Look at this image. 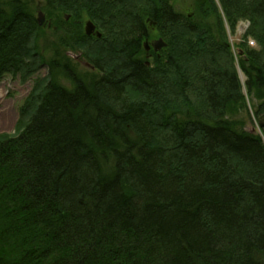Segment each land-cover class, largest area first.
<instances>
[{
	"label": "trees",
	"instance_id": "1",
	"mask_svg": "<svg viewBox=\"0 0 264 264\" xmlns=\"http://www.w3.org/2000/svg\"><path fill=\"white\" fill-rule=\"evenodd\" d=\"M194 10L0 0V81L46 69L0 135V264H264V142L246 127L264 116V0ZM146 19L167 44L150 67ZM239 20L256 48L236 68L223 24Z\"/></svg>",
	"mask_w": 264,
	"mask_h": 264
},
{
	"label": "rangeland",
	"instance_id": "2",
	"mask_svg": "<svg viewBox=\"0 0 264 264\" xmlns=\"http://www.w3.org/2000/svg\"><path fill=\"white\" fill-rule=\"evenodd\" d=\"M169 3L174 7L175 11H177L180 14H184L186 16H190L195 10L196 4L200 0H168ZM37 3V2H36ZM36 3L31 6V10L33 12L34 17L38 18V14L42 13L44 14L39 7L36 6ZM216 4V2H215ZM218 10L220 11L219 6L216 4ZM221 14V11H220ZM68 17L65 18L67 20ZM201 23H205L206 21H211L210 18H207L205 20L204 16H201ZM51 20H49L46 15L44 14V19L41 24H38L39 27H46V29L49 28V30H54L52 26ZM87 22H93L89 20L87 15L82 16L81 21V27L84 33V26ZM146 23L149 27V37L142 41L143 51L145 52V61L146 65L149 66L153 62V54H156L157 57L160 58V53L165 50L167 44L164 42V40L158 36L157 32L155 31V24L150 22L149 19H146ZM94 25V24H93ZM95 26V25H94ZM224 31L226 33V40L228 42L229 48L235 57V67L237 68V57L242 55V49L245 47L247 48H256V43L254 40L250 37H246L245 33L249 27V24L245 20H239L236 22L233 29L229 27L226 23L223 24ZM57 32V34H60V31L54 30ZM53 31V32H54ZM95 31H97L100 34V37L97 38L94 35H90L93 37H96L97 39L101 38V33L95 28ZM56 33L52 34V39H54V36ZM89 36V37H90ZM161 39L166 46H162L159 51H154L153 43L157 40ZM148 46V49H145L144 45ZM70 52V51H69ZM71 59V62L75 66L78 72L80 73H86V69L89 70L88 72L94 73L93 69L88 66L87 62H84L81 58V55L79 52H71L68 55ZM150 67V66H149ZM98 75V73H96ZM43 77L46 75V69L44 66H41L38 73L33 75L32 77H28L25 80H22L19 76L17 77H10L6 76L1 82H0V135L1 134H8V133H14L13 131L15 123L17 121L18 117V107L22 103V101L28 96L29 92L32 89L33 85V79H35L37 76ZM239 81L242 87V93L245 97L246 91H245V77L244 75L238 71ZM60 83L65 85V81L60 80ZM68 84V82H67ZM247 131L256 133L260 136V138L264 142V116L257 118L254 115H251L250 119L248 120L247 124Z\"/></svg>",
	"mask_w": 264,
	"mask_h": 264
},
{
	"label": "water",
	"instance_id": "3",
	"mask_svg": "<svg viewBox=\"0 0 264 264\" xmlns=\"http://www.w3.org/2000/svg\"><path fill=\"white\" fill-rule=\"evenodd\" d=\"M43 19H44V14L39 13L38 18H37L38 24H41L43 22ZM84 33L86 36L94 35L97 38L100 37V34L97 31H95V26L91 22H87L85 24ZM144 46H145V49H148V46L146 44ZM162 46L164 47L166 46V44L161 39L153 43L154 51H159Z\"/></svg>",
	"mask_w": 264,
	"mask_h": 264
}]
</instances>
